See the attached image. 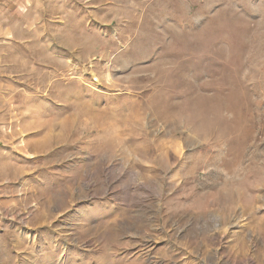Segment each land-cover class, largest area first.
<instances>
[{"label": "rangeland", "instance_id": "rangeland-1", "mask_svg": "<svg viewBox=\"0 0 264 264\" xmlns=\"http://www.w3.org/2000/svg\"><path fill=\"white\" fill-rule=\"evenodd\" d=\"M0 264H264V0H0Z\"/></svg>", "mask_w": 264, "mask_h": 264}]
</instances>
